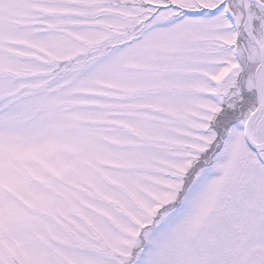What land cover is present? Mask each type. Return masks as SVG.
<instances>
[{
	"label": "snow or ice",
	"instance_id": "obj_1",
	"mask_svg": "<svg viewBox=\"0 0 264 264\" xmlns=\"http://www.w3.org/2000/svg\"><path fill=\"white\" fill-rule=\"evenodd\" d=\"M0 264H264V0H0Z\"/></svg>",
	"mask_w": 264,
	"mask_h": 264
}]
</instances>
